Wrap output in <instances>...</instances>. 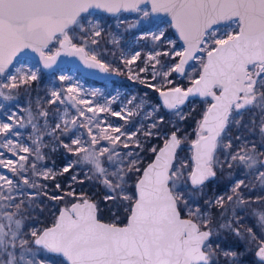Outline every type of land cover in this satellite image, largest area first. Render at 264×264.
Masks as SVG:
<instances>
[{
	"label": "snow or ice",
	"instance_id": "snow-or-ice-1",
	"mask_svg": "<svg viewBox=\"0 0 264 264\" xmlns=\"http://www.w3.org/2000/svg\"><path fill=\"white\" fill-rule=\"evenodd\" d=\"M92 8L112 14L140 12L143 18L156 14L170 17L169 27L176 30L184 48L176 51L175 42L164 29L150 33L158 46H173L171 51L147 55L139 72L150 67L152 79L161 77L170 85L172 73L184 75L190 60L201 59L202 71L192 81L193 87L156 89L164 106L176 110L181 120L185 117L180 106L190 96L212 98L192 142L194 166L179 157L183 142L179 127L163 133V117L150 125L136 126L133 117L140 115L142 103L135 105V111H113L107 104L82 98L80 89L69 83L64 93L51 90L48 103L67 101L77 115L68 118L65 109L59 122L51 126L49 112L39 100L36 115L28 110L26 122L0 104V109H5L0 113V149L13 157L7 158L0 151V170L11 173L0 171V264H56L57 258H63L61 264H242L249 252L255 257L254 264H264V208L252 211L255 231L243 228L237 211L264 204V0H0V100H17L19 90L28 92L40 79V68L17 61L27 49L39 54L43 69H51L64 51L80 56L89 68L108 72V65L74 43L76 39L99 43L96 37L102 34V23L84 15ZM53 42L59 44L54 53L49 47ZM197 52H206V61L197 57ZM140 56L135 52L124 63L130 66ZM162 56L179 60L163 65ZM134 78L139 80V74ZM59 79L71 81L63 75ZM148 87L155 86L149 83ZM155 111L153 108L145 118L150 119ZM101 113L119 117L125 125H113ZM38 118H43V124ZM28 125L31 144L26 146L19 139V129ZM127 125H133L132 130ZM233 127L238 134L230 137ZM154 136L165 137V143L158 151L148 149L155 159L146 168L141 167L140 151H117L121 146L143 151L148 138ZM45 137L53 143H46ZM58 147L78 157L61 173L46 164L45 150ZM81 164L90 165L92 176L105 186L104 199L111 202L112 222H101L97 204L82 199L59 210L51 227L25 230V214L32 203L41 193L48 195L44 191L47 185L38 181L54 180ZM225 169L227 193L205 198L209 184ZM234 169H240L242 175L234 178ZM85 176L92 178L87 173ZM133 176L136 179L130 184ZM72 181L83 183L77 175ZM56 188L62 190L59 184ZM255 188L261 194L255 199L246 197L245 190ZM75 195L69 190L50 199ZM229 208L232 215L227 218ZM212 209L219 210L222 222H217ZM122 212L127 214L126 222L120 219ZM222 231L243 243V251L222 247L218 242Z\"/></svg>",
	"mask_w": 264,
	"mask_h": 264
},
{
	"label": "rangeland",
	"instance_id": "rangeland-1",
	"mask_svg": "<svg viewBox=\"0 0 264 264\" xmlns=\"http://www.w3.org/2000/svg\"><path fill=\"white\" fill-rule=\"evenodd\" d=\"M145 7V5L141 6V8ZM147 7L150 9V5H147ZM89 13L84 15L88 16L89 19L100 21L102 23V34L100 37H96L99 43L92 44L90 40L85 43L80 39L74 40V43L79 47H84L85 52L89 55L95 54L101 62L108 65L109 71L106 73L110 74L111 77L105 80L97 79L82 73L80 69L71 65L55 68L50 71L48 69H43L42 64L37 63L30 58H21L18 61H26L30 66L41 69L40 79L32 83L31 89L28 92H25L23 89L19 90L17 100L12 102H4L0 100V104H4L7 111H16L18 117L26 122L28 110H32L33 115H36L37 100H39L40 105L49 112L48 122L51 126L54 125V123L59 122L58 118L63 114L65 109H67L69 114L68 118L77 115L76 110L72 108L67 101L65 104L48 103V100L51 98V90H58L64 93V90L69 86V83H72L80 89V96L82 98L91 100L94 104H107L113 111H121L122 109H131L135 111V105L142 103L143 107L142 110H140V115L133 117L136 126H139V123L150 125L152 120H159L160 117H163V123L160 124V130L163 133L170 134L171 131L175 130V127H179L180 132L178 135L183 140L179 150V157L194 166V161L191 159L194 153L192 142L197 139L199 122L202 120L205 111L212 103V99L192 98L188 103L181 105L180 109L185 117V119L181 120L175 114L176 110H170L164 106L160 93L156 89L159 88L161 91H164L170 87L179 86L186 90L191 87L192 81L197 79L199 73L202 71L201 59L193 60L188 65L184 75L172 73L169 77V79L172 80V84L170 85L164 82L161 77L152 79L153 70L150 67L147 72H139L140 68L145 67L147 55L154 51H171L173 46L168 45L167 43L163 46H158L159 42L153 41L150 33L164 29L168 39L175 42L174 48L176 51H183L184 48L174 28L169 27V22L162 21L155 17V15L151 18H143L142 13L140 12L121 11L116 14H109L101 11H90ZM131 25L135 26L133 27ZM113 41L116 42L114 43ZM49 47L53 53L59 50V44L55 42ZM135 52L141 53L140 58L132 65H126L124 59L131 58V55ZM197 57L206 61V52H199ZM159 59L161 60V64L170 66L174 62H178L179 57L170 59L169 57L162 56ZM157 67L159 68L160 66ZM129 68L132 69V72L129 71ZM137 73L140 77L139 80L134 78ZM61 75L70 77L71 81H61L59 79ZM130 76L133 78H130ZM149 83L155 87H148ZM129 101H132V103H129ZM79 107L84 108L86 106L79 105ZM153 108H155L156 111L152 114L150 119H146L145 114L152 112ZM5 109H0V113H3ZM86 114L91 115V113ZM100 115L113 125H125V121L119 119V117L112 116L108 113H101ZM247 118L248 116L245 117V119ZM38 122L43 124V118H38ZM127 128L132 130L133 125H127ZM19 131L21 132V136L19 137L20 141L26 146L30 145L31 141L29 139V134L32 132L31 126L28 125L25 128L19 129ZM237 134V129L233 127L229 133L230 137H234ZM141 139L143 140V137ZM45 142L49 144L53 143L50 137H45ZM103 143L107 144V141H104ZM164 143L165 137L154 136L148 138L145 150L143 151L133 148L123 149L122 146L118 147L117 151L121 153L125 151H140V158L142 161L141 167L144 168L155 155L148 149L154 147L158 150ZM0 151H4L7 158H13L11 153H8L6 149H0ZM45 152L47 154V167L51 168L55 173H61L63 167H65L69 161L78 159V157L68 153L62 147H58L55 151H52L51 148H49L46 149ZM90 168V165L81 164L70 170L68 173L56 175L54 180H39V183L47 185V188L44 191H46L48 195H43V193H41L36 201L32 203L31 208L25 214V230L31 228L44 229L52 226L62 207L70 206L71 203L82 201V199L86 198L94 201L92 198L94 195L100 199V209L101 211L103 210L105 216L110 219L108 222H112V213L109 211L111 202H106L104 199L106 193L105 186L99 178L92 176V173L89 171ZM0 171L5 172L9 176L11 175V173H7L6 169ZM238 171V176L242 175L240 169H234L233 177ZM85 173L92 176V178H86ZM73 175H77L78 180L83 181V183L73 182ZM135 179L136 176H133L130 184L134 183ZM56 184H59L62 190H58ZM69 185H71V189L69 188ZM228 186V170L225 169L224 173L219 175L216 181L209 184V187L206 189L207 195L205 198H212L216 195H225L228 191ZM22 187L24 186L22 185ZM69 190H74L76 195L74 197H67L64 200L50 199L51 196L63 195L64 192ZM25 191L32 190L25 188ZM251 192L255 193V196L261 194L258 188L253 189ZM199 203L203 205V199H201ZM261 205L264 208V204ZM211 211L216 218L219 217L218 209H212ZM126 215V213L122 212L120 219L123 220ZM228 215L229 217L232 215L230 208ZM248 216L250 219L254 220L252 227L255 231V218L251 214ZM217 222H222V220H217ZM218 242L221 243L222 247L226 249L231 247L237 252L243 251L244 249L243 243L237 241L233 235L224 231L221 232ZM252 256L253 254L251 252L247 253L242 258V264H248V262H251ZM62 259L63 258H57L56 264H61Z\"/></svg>",
	"mask_w": 264,
	"mask_h": 264
},
{
	"label": "water",
	"instance_id": "water-1",
	"mask_svg": "<svg viewBox=\"0 0 264 264\" xmlns=\"http://www.w3.org/2000/svg\"><path fill=\"white\" fill-rule=\"evenodd\" d=\"M149 5H150V4H149ZM141 6H142V5H141ZM150 7H151V6H150ZM90 11H101V12H104V13H108V12H106L105 10H103V9H98V8H92V9H89V12H90ZM122 11H123V10H122ZM127 12H134V11H127ZM85 14H86V13H85ZM109 14H112V13H109ZM155 17H157L158 19H160V20H162V21H168V22L170 21V17H167V16H165L164 14H156ZM174 30H175V29H174ZM175 31H176V30H175ZM176 33H177V32H176ZM177 35H178V33H177ZM178 36H179V35H178ZM181 43H182V45L184 46V43H183L182 40H181ZM198 54H199V52H197L195 55L197 56ZM21 58H30V59L34 60L35 62L42 64V62H41V60H40V57H39V54H38V53H35V52H33V51H31L30 49H27V50L24 51V53L20 54V56L17 57V61H18L19 59H21ZM206 59H207V56H206ZM17 61H14V64H16ZM192 61H193V60H190V61L188 62V64L185 65V72H186V70H187L188 65H189ZM66 65L74 66V67L80 69L82 73H84V74H86V75H89V76H91V77L97 78V79L105 80V79H108V78L111 77L110 74H108V73H106V72H101V71L99 70V68H89V67L84 63V61L81 60L80 56H78V55H68V54H66L64 51H61V54L57 57L56 64L53 65V67H52L51 69H48V70L51 71V70H54L55 68L64 67V66H66ZM191 87H193V84L191 85ZM167 90H168V89H167ZM167 90H164V91H167ZM160 97H161V96H160ZM161 98H162V97H161ZM192 98H202V97H199V96H190V97L188 98V100H187L184 104L188 103V101H189L190 99H192ZM207 98L212 99L211 97H207ZM162 100H163V98H162ZM212 103H213V101H212ZM184 104H183V105H184ZM163 147H164V144H163L159 149H161V148H163ZM159 149H158V150H159ZM158 150H157V151H158ZM193 154H194V153H193ZM154 159H155V155H154L153 159H152L151 161L148 162V164L151 163ZM148 164H147L144 168H146V167L148 166ZM86 199L89 200V201L92 202V203H95V201H93V200H91V199H88V198H86ZM78 202H82V201H75V202H73V203H78ZM95 204H96V203H95ZM70 206H71V205H70ZM70 206H69V207H70ZM63 208H65V207H63ZM63 208H62V209H63ZM97 217H98V219H99L101 222H103V223H110V222H108V221H105V220H102L101 218H99L98 213H97ZM49 227H51V226H49Z\"/></svg>",
	"mask_w": 264,
	"mask_h": 264
},
{
	"label": "flooded vegetation",
	"instance_id": "flooded-vegetation-1",
	"mask_svg": "<svg viewBox=\"0 0 264 264\" xmlns=\"http://www.w3.org/2000/svg\"><path fill=\"white\" fill-rule=\"evenodd\" d=\"M238 173H239V171L237 172V173H235V176H234V178L235 177H237L238 176ZM255 193H252V192H248L247 190H245V195H246V197H251L252 199H255L254 197H256L255 195H254ZM97 204V203H96ZM71 205V204H70ZM98 206V205H97ZM64 207H69V206H64ZM63 208V207H62ZM259 208H263L262 207V205L261 204H252V205H250V206H248V209L246 208L244 211H242V212H240L239 210H237L238 211V213H239V215L242 217V226H243V228H248V227H252V225H253V222H254V220L253 219H250V217L248 216L249 214H251L252 215V211H253V209H259ZM229 211L226 213V217L227 218H230L229 217ZM98 216H99V209H98ZM100 218V217H99ZM103 220V219H102ZM217 220L218 221H221V218H220V215H219V217H217ZM106 221V220H105ZM228 233V232H227ZM230 234V233H229ZM232 235V234H231ZM234 236V235H233ZM235 237V236H234ZM254 260H255V257H254V255L252 256V259H251V262H248V264H254Z\"/></svg>",
	"mask_w": 264,
	"mask_h": 264
},
{
	"label": "trees",
	"instance_id": "trees-1",
	"mask_svg": "<svg viewBox=\"0 0 264 264\" xmlns=\"http://www.w3.org/2000/svg\"><path fill=\"white\" fill-rule=\"evenodd\" d=\"M195 112V111H194ZM198 113V112H197ZM195 114V113H194ZM159 145H160V143H159ZM93 199H94V201L97 203V205H98V209H99V217L101 218V219H103V220H106V221H110V219L108 218V217H106L105 216V214H104V211L102 210L101 211V209H100V203H99V198L96 196V195H94L93 197H92ZM121 221H126L125 220V218L123 219V220H121Z\"/></svg>",
	"mask_w": 264,
	"mask_h": 264
}]
</instances>
